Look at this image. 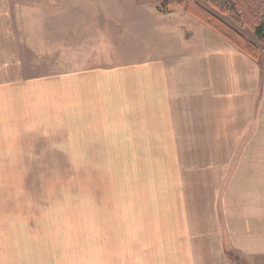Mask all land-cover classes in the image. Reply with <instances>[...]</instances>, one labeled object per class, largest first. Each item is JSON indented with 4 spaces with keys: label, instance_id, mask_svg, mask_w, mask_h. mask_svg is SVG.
<instances>
[{
    "label": "crops",
    "instance_id": "0c3cea01",
    "mask_svg": "<svg viewBox=\"0 0 264 264\" xmlns=\"http://www.w3.org/2000/svg\"><path fill=\"white\" fill-rule=\"evenodd\" d=\"M62 2L0 0V157L100 125L107 152L76 156H173L178 180L121 227L93 228L89 264H264L260 60L153 0ZM67 55L69 73L36 77L32 62Z\"/></svg>",
    "mask_w": 264,
    "mask_h": 264
},
{
    "label": "rangeland",
    "instance_id": "374dc122",
    "mask_svg": "<svg viewBox=\"0 0 264 264\" xmlns=\"http://www.w3.org/2000/svg\"><path fill=\"white\" fill-rule=\"evenodd\" d=\"M63 1L84 6L92 0ZM171 8L195 19L176 6ZM234 28L258 44L248 29ZM67 56L66 63L59 57L32 62L33 72L36 77L44 72L51 76L69 73L75 66L68 61L74 57ZM259 62L264 66L262 59ZM87 66L81 63L79 67ZM71 128L72 132L56 133L63 142L51 144L57 143L58 149L44 148L48 142L41 140L36 142L34 157H0V264H89L93 228L104 229L109 222L112 229L121 227L123 214L132 218L138 208L152 206L149 203L154 204V198L173 195L177 158L123 156L120 152L115 156H76L75 152L107 151L98 149L103 142L95 140L103 135L100 125L87 123L77 133ZM78 138L86 141L77 142ZM110 143L123 148L120 140ZM59 145L67 149L60 150Z\"/></svg>",
    "mask_w": 264,
    "mask_h": 264
},
{
    "label": "trees",
    "instance_id": "16d2710c",
    "mask_svg": "<svg viewBox=\"0 0 264 264\" xmlns=\"http://www.w3.org/2000/svg\"><path fill=\"white\" fill-rule=\"evenodd\" d=\"M156 11L178 7L250 59L264 61V0H154ZM234 26L246 28L258 44ZM262 56V58H261Z\"/></svg>",
    "mask_w": 264,
    "mask_h": 264
}]
</instances>
